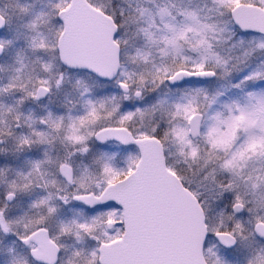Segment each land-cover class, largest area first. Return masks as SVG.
<instances>
[{
    "label": "snow or ice",
    "instance_id": "1",
    "mask_svg": "<svg viewBox=\"0 0 264 264\" xmlns=\"http://www.w3.org/2000/svg\"><path fill=\"white\" fill-rule=\"evenodd\" d=\"M0 264H264V0H0Z\"/></svg>",
    "mask_w": 264,
    "mask_h": 264
}]
</instances>
